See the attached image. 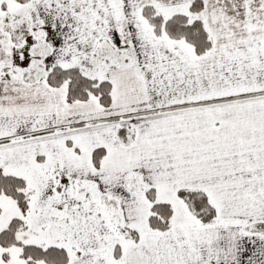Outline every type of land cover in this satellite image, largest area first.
<instances>
[{
  "label": "snow or ice",
  "instance_id": "6c2138e0",
  "mask_svg": "<svg viewBox=\"0 0 264 264\" xmlns=\"http://www.w3.org/2000/svg\"><path fill=\"white\" fill-rule=\"evenodd\" d=\"M0 264H264V0H0Z\"/></svg>",
  "mask_w": 264,
  "mask_h": 264
}]
</instances>
